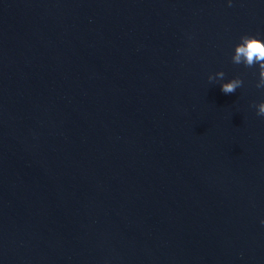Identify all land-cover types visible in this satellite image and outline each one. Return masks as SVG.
I'll return each instance as SVG.
<instances>
[{"label":"water","instance_id":"95a60500","mask_svg":"<svg viewBox=\"0 0 264 264\" xmlns=\"http://www.w3.org/2000/svg\"><path fill=\"white\" fill-rule=\"evenodd\" d=\"M246 34L264 0H0V264H264Z\"/></svg>","mask_w":264,"mask_h":264},{"label":"clouds","instance_id":"9594fccd","mask_svg":"<svg viewBox=\"0 0 264 264\" xmlns=\"http://www.w3.org/2000/svg\"><path fill=\"white\" fill-rule=\"evenodd\" d=\"M231 6V4H229ZM232 63L235 65L243 64L247 68L255 65L259 66V80L256 84L258 89H264V41L256 38L254 35H243L240 37V43L234 49V55L231 57ZM225 77L224 72H217L215 76H209V81L223 80ZM221 91L224 94L235 93L238 88L243 86V81L239 78L230 80L229 82L222 83ZM257 109L256 115L264 117V102L253 104ZM264 225V220L261 221Z\"/></svg>","mask_w":264,"mask_h":264}]
</instances>
